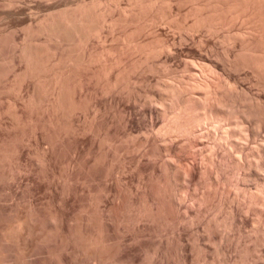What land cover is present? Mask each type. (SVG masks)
I'll use <instances>...</instances> for the list:
<instances>
[{"label":"bare ground","instance_id":"6f19581e","mask_svg":"<svg viewBox=\"0 0 264 264\" xmlns=\"http://www.w3.org/2000/svg\"><path fill=\"white\" fill-rule=\"evenodd\" d=\"M186 1L192 9H188L192 11L188 16L192 15L193 20L185 25L186 20L180 22L179 13H172L170 6ZM26 2L24 7L14 5L15 0L2 2L11 6L6 16L9 15L16 24H27L23 42H16L14 34L8 37L0 33V57L3 53L9 54V66L6 65L8 68H4L2 74L6 71L17 80H33L37 89L44 90L46 105L57 114L61 128L67 126L71 130L73 116L81 117L83 122L90 119L83 131L96 128L93 136L99 140L101 153L104 158L108 155V159L103 192L92 199L94 212L90 219L113 235V244L105 253L109 260H123L124 264H171L167 245L172 238L179 244L181 264H185L188 258L186 236L193 242L199 238L218 240V252L226 254L234 246L225 242L220 245L218 228L226 221V216L220 220L222 223L214 217L210 218L212 221L207 215L205 217L207 206L214 205L211 201L215 199L218 206H226L227 210H224L231 224L228 225L238 232L237 235L248 222L250 210L253 209L255 214L254 210L262 211L257 207L258 203L264 209V178L258 177V172L264 173V92H253L255 96H250L242 81V78L253 77L264 91V22L260 19L264 16V0ZM164 6L169 11H163ZM159 25L166 26L172 34L168 31L169 37L167 34L159 37L156 31L158 36L153 34L152 29ZM235 25L234 32L218 33L222 27ZM139 29L141 32L137 33ZM203 32L211 37L219 34L222 42L229 43V49L226 46L227 51H215L207 44L208 36L206 39ZM139 33L147 34L146 39H140ZM188 45L210 51L216 57L213 66L210 64L213 68L210 69L211 78H201L193 73L194 64L188 56L200 55V52L184 53L183 48ZM125 54L127 57L134 55L127 59L130 62ZM123 55L126 61H123ZM20 63L23 67H19ZM178 68L185 69L188 74L178 73ZM34 93L36 91L28 94L31 99L26 95L28 103L36 101ZM135 114L140 115L143 126L134 130L129 123ZM117 128H122L120 135ZM62 132L67 131L62 129ZM204 151L208 152L205 159L209 170L206 171L197 162V157ZM114 160L120 163L117 168ZM133 169L147 171L152 181L132 185ZM230 177L235 181L231 182ZM250 177L252 184L248 183L250 179L245 180ZM200 185H205V191ZM225 185L226 189L234 188L231 190L234 195L223 189ZM198 186L203 193L198 194ZM252 188H255L254 192ZM108 193H111V200L100 207L98 199H108ZM190 197L197 198L196 202ZM120 205L128 209L127 214L115 209ZM140 205L142 211L138 209ZM10 226L9 229L14 228ZM27 229L29 234L35 231L31 226ZM127 230L129 233L131 230L130 238L134 242L131 246L124 243ZM128 244L132 243L129 241ZM142 245L154 246L152 256L149 249L147 252L141 248ZM83 250L82 247L77 249L74 258H79ZM241 251L243 257H247L246 249ZM223 261V264L227 263L225 259Z\"/></svg>","mask_w":264,"mask_h":264},{"label":"rangeland","instance_id":"374dc122","mask_svg":"<svg viewBox=\"0 0 264 264\" xmlns=\"http://www.w3.org/2000/svg\"><path fill=\"white\" fill-rule=\"evenodd\" d=\"M3 1L4 0H0V33L2 32L5 35L7 34L8 37L14 34L13 37L15 38L16 42L18 43L23 42V37H24L23 35H25L24 27L27 24L25 22L16 24L14 21H12L9 18L10 17L9 15L6 16L9 13V9L11 8V6L3 5L2 3ZM26 1L27 0H17V1L15 0L14 5H19V6L22 5V7H24L23 5L27 3ZM190 7H191L190 4L187 3L186 1V3L181 2L179 3V5L178 3H173L170 6V10L171 11L173 10L172 13H176L177 11V14L179 13L178 17L180 16L179 18L180 22L183 23L186 20V23L184 22L186 25V24H190L192 22L191 20H193L191 19L193 18L192 15L188 16L192 13L191 11L192 9ZM189 8L191 9L190 10L191 12L188 10ZM162 9L163 11L164 10L169 11L165 6L162 7ZM188 12L189 14H187ZM262 12L263 10L261 11V14H263ZM181 16L183 17L181 18ZM258 18L259 15L257 19ZM260 19L263 20L261 22H264V16ZM161 26L159 25V28L158 26H156L157 30L155 29L156 27L153 28L152 29L154 30L153 34H156L158 32L157 34L159 35V37H161L160 35L163 36L167 34V31L172 34L171 30L169 31V29L166 26H165L166 29L165 27H163V25ZM235 27L236 25L228 28L222 27L220 28V30H218V33L221 35L222 33L228 30L230 32H234ZM141 30L144 31L143 29ZM139 31L140 29L136 32L138 33ZM160 31H162V33H159ZM145 32L146 30L144 31V33ZM144 33L143 35L142 33H139V35L142 36L140 37V39L143 38L145 35L147 37V34ZM170 33L167 34L168 37L170 36ZM203 34L205 35L206 33L203 32ZM219 34L215 36L212 35L213 38L211 37V35L210 36L205 35L206 39L207 36L209 39V41L208 39L206 40L207 44H209L211 47L213 46L215 51L217 50L227 51L230 45L229 43L227 44V42L226 43L222 42L223 38H221ZM146 37H144V39H146ZM226 46L229 47L227 48ZM183 50L184 53L199 51L200 55L191 54L190 57L188 56V58L194 64L193 65L194 69L192 71L194 74L201 76V78L204 77L211 78L209 76L213 75V73L211 74L210 69L211 70L213 69L212 64L214 63L213 61L216 58V57L214 58L213 53L205 49L199 50L194 45L185 46ZM3 54H1V57L2 58L7 57V58L5 59L6 60L5 61L4 58L1 59L0 57L1 60L0 75H2L0 77V212H1L0 264H104V263L119 264L121 260L119 261L117 259V262L119 261L117 263L112 258H110L109 260L108 258L109 256L107 257L108 254L107 255L105 254L108 253L106 251H108L113 244V235L111 234L110 231L105 232L104 230H102L100 227L96 225V223L93 220L90 219L92 218L91 214H93L94 212L93 209L94 202L92 201V199H94V197H96L95 195L97 194H98L97 197L99 195L101 196L103 192L101 191V188L104 187L105 185L104 178H106L105 171L107 170V159H108V155L106 156V158H104L105 155L103 154V152L101 153V151L103 150L98 145L99 140L96 138V136H93V134L95 135L94 132H96L93 130H96V128H94L91 131L89 130L90 133L88 131H83L82 128L84 127V125L87 126L89 124L88 122L90 121V119L88 118L89 120H87L86 118L87 124H85L86 120L83 122V119L81 117H76V116H73L74 119L72 118L73 128H71V130L70 128H67V126L61 128V125L57 120V114H55V111H53V109L50 108V106L46 105L48 103L44 99L46 98L44 94V90L38 88L40 89L39 91L36 88L34 82H32L33 80L27 79V81L26 80L20 81L18 79L19 80L18 81L16 77H14V75H12V73L10 72L9 74L7 72L8 75L6 74V71H5L6 75L2 74L3 69L5 68L6 70V67L9 66L8 64L9 54L7 53H5L4 55ZM136 54H138V52ZM125 55L122 56L123 61H126L127 59H130L131 56H134V55L129 56L130 55L129 54L127 57V55L126 56ZM124 56L126 57V60H124L125 59ZM191 56H193V58ZM154 60H156V57ZM127 61L130 62V60ZM128 62L125 63L128 64ZM200 62H202V64ZM1 65L4 66L2 67ZM23 65L24 64L22 63L19 67L21 66L23 67ZM178 70H179L178 73L180 74L183 75L188 74V71H186L185 69L178 68ZM78 72H81L80 69L78 70ZM242 81L244 82L246 91L248 90L247 93L250 96H253L254 93L257 94V92L258 93L264 92L260 88L261 86L258 87V84H256L255 78L253 77L251 78L248 77V79L242 78ZM33 87L36 90H34ZM32 90L36 91L37 95L35 93L34 94L37 97L35 98L37 102L33 100L32 101L33 103L32 102L28 103L29 99H31L28 97V94L29 96L31 93L33 94L34 91ZM38 91L40 93H37ZM26 95L29 99L26 97ZM42 97L43 99H41ZM31 111L33 113H31ZM139 116H140L139 114H135L131 118L130 120L131 122L129 123L131 129L135 130L143 126L141 117ZM62 129L66 130L67 132H62ZM69 130L70 133L68 132ZM117 130L120 135L122 133V128L120 129L117 128ZM67 133H69L68 135L69 137L67 136ZM76 135L78 136L77 138ZM137 135L140 136V134ZM205 151L204 153H202V155H199L197 157L199 158L197 162L199 163L200 166H202L201 168L204 171L209 170V166H207L208 160H206L207 158L205 159V156H207L206 153L208 152L205 153ZM166 154L165 156L168 157L169 155ZM156 157H158V155ZM104 162L106 163L105 165ZM114 162H115L114 163L115 166L117 164L116 166L117 168L120 163L119 162L116 163L117 162L116 160H114ZM260 173L258 172V174L260 175L258 177L264 178L263 171H260ZM131 176L132 179L134 180V181L131 180V183L134 186H136L137 183L139 184V182L141 183L142 181L143 182L152 181V179H150L152 176L147 171H142V170L138 171L136 169H133L131 170ZM232 178L233 177H230L229 180ZM245 180L246 181L249 180L250 182L248 181L247 182L249 184H252L253 178L250 177ZM230 181L234 182L235 180L232 179ZM200 186H198L197 189L198 194L203 193L200 190L201 189ZM201 187L204 188L205 185ZM226 188L227 186L225 185V188L223 189ZM205 189L206 187L202 190L205 191ZM232 189L234 190V188ZM226 190H229V188ZM231 190H229V192L231 193L234 192ZM254 190L255 188L251 189L252 192H254ZM232 194L230 195L233 196L234 194L233 195ZM108 195H107L108 199L107 197L104 200L103 199L99 200L100 198L98 199V202L99 203L101 202L100 207H102L103 205H107L104 203H109V200H111L112 196L111 193H108ZM235 195H238V193ZM190 198H192L194 203L196 202L197 198L196 199H193V197ZM212 201L210 204L214 203L215 206L214 205L207 206L206 208L207 211H205L206 213L205 217L207 215V218L211 221L213 219L210 218L214 217L216 221L220 222V220H223V218H225L224 216H226V221H223L224 223L225 222L226 223L225 224L223 223L221 227L218 228L220 229V231L219 230L218 231L221 234L216 230L218 235L220 234L221 236V238H219V240L221 239L222 241L220 245H222L225 242V244L232 243V245H234L235 247L232 246V248L229 249L226 254H221L220 251H219L220 253L218 252V248H217L218 240L211 241L208 240L207 238L204 239L199 238L200 240L194 239L196 241L193 242V239L190 236L189 237L186 236L185 237L186 240H184V242L187 243L186 244L187 250L186 249L185 250L188 258L185 260L184 263L203 264L205 262V264L206 263L223 264L224 262L223 260L225 259L227 263L224 264H264V242H263L264 241V237H263L264 209L262 208V204L257 202L258 203L257 207L261 209L263 212L262 211L257 212L256 210H254L256 212L255 214L252 211L253 209L249 211L250 213L248 212L249 213L248 222L245 225H243V228L241 227L242 230H240V233L238 234L241 236L238 237L237 235L238 232L235 229H233L232 226L230 228V226L228 225L230 224L229 222L230 219L228 218V214H226L227 213L226 206L224 207L223 204V208H222L221 204H219L218 206L219 202L217 200L214 199V201L216 202L214 201L212 202ZM99 203H97L98 206ZM254 204L253 206H256V204L255 205ZM123 205H120V208L118 207L115 209L117 210L119 209L118 210L119 212L127 214L128 209ZM121 206H123L124 209ZM259 206H261V208ZM140 207L141 205L139 206L138 209H141L140 211H142L143 208ZM50 223L53 224L51 225ZM220 223H222V221ZM8 225L9 226L13 225L14 228L9 229ZM30 226L35 228V231H32V233H30L32 235H30L27 232L28 230L27 228ZM6 227H8V229ZM128 231L129 230L125 231L126 237L127 236L128 237L127 239L124 240V243L126 245L131 246L134 244V242L132 238H130L131 230L130 233ZM199 231L201 232L200 229ZM5 233L6 235H4ZM222 234L223 237L225 235V239L222 237ZM229 235L230 237H228ZM260 238L262 239V241ZM41 239H45V240H41ZM258 240L260 241L257 244ZM129 241L132 244H128ZM238 241L240 243H238ZM108 242H111L110 245L108 244ZM260 242H262V244ZM106 243L110 247L108 246L106 247L105 245ZM82 244H84L85 247ZM168 244L169 246L167 245V252L168 254L170 253L169 258H170V262L172 261L171 264H181V258L179 256L181 255V253H179L180 250L179 244H177V242L172 238H169ZM204 244H206V247H204L205 246ZM235 244L238 246H236ZM244 245H246L247 248H245ZM143 246L144 245H142L141 248L144 249L145 251L149 249L148 250L149 254H151L150 256H152L153 253L152 249L154 250V246H144V247ZM81 247L84 250L80 253L79 255L80 260H79V258L77 259L74 258L73 254L77 249H81ZM149 247H151V249ZM242 249H246L247 253H245V256L247 257L245 258L243 257L244 255L243 252L241 251ZM137 251L139 252V250H134V252ZM204 255L208 257H205ZM201 256L205 258V261ZM107 258L109 261L107 260ZM207 258H209L208 259V262L210 261L209 263L206 262ZM111 259L114 261L111 262Z\"/></svg>","mask_w":264,"mask_h":264}]
</instances>
